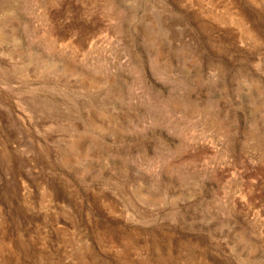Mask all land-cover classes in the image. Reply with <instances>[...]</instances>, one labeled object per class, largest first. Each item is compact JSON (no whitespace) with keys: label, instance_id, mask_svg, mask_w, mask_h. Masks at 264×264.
<instances>
[{"label":"rangeland","instance_id":"1","mask_svg":"<svg viewBox=\"0 0 264 264\" xmlns=\"http://www.w3.org/2000/svg\"><path fill=\"white\" fill-rule=\"evenodd\" d=\"M0 264H264V0H0Z\"/></svg>","mask_w":264,"mask_h":264}]
</instances>
